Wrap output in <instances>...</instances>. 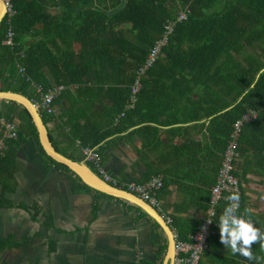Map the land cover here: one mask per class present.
<instances>
[{
	"label": "trees",
	"instance_id": "obj_1",
	"mask_svg": "<svg viewBox=\"0 0 264 264\" xmlns=\"http://www.w3.org/2000/svg\"><path fill=\"white\" fill-rule=\"evenodd\" d=\"M8 1L12 14L0 21V92L32 99L34 85L43 90L62 87L54 104L62 97L71 98L63 118L72 134L61 135L68 145L78 142L80 149H96L102 161L100 145L107 138L128 132L153 141L155 124L178 122L180 115L188 112L184 120H204V141L208 139L209 145L206 159L218 153L222 162L233 124L252 110L257 117L241 128L236 153L244 157L247 147L258 154L264 150V0ZM182 11L185 19L176 23L162 56L141 75L165 25L176 21ZM9 30L13 32L12 47L5 45ZM136 82L140 89L129 107ZM70 87L74 88L72 93ZM0 103V117L19 124L17 141L7 143L9 150L4 157L9 158V165L14 147L27 135L35 138L45 157L28 112L13 102ZM96 104L102 112L94 128L87 117L96 113ZM175 106L184 107L180 111L185 113ZM40 117L45 125L52 116ZM80 120L84 123L81 127ZM47 137L57 154L84 163L80 153L79 157L67 155ZM144 180L133 184L148 181ZM163 192L158 193V199ZM208 200L209 196L204 213ZM219 209L223 212L225 204ZM244 210L242 207L240 213ZM250 216L258 227L255 217ZM215 223L218 226L219 216ZM172 227L180 240L191 233L188 227ZM252 264H264V253Z\"/></svg>",
	"mask_w": 264,
	"mask_h": 264
},
{
	"label": "crops",
	"instance_id": "obj_2",
	"mask_svg": "<svg viewBox=\"0 0 264 264\" xmlns=\"http://www.w3.org/2000/svg\"><path fill=\"white\" fill-rule=\"evenodd\" d=\"M73 89L68 91L72 93ZM70 100L65 96L55 102L45 127L57 147L79 157L89 148L80 149L78 142L68 145L61 137L63 133L72 134L63 118ZM94 108L96 113L92 110L93 116L87 119L97 128L95 123L102 111L97 104ZM175 108L180 111L184 107ZM187 113L179 114L178 122L155 124L153 141L127 132L109 137L100 145L102 168L116 180L117 190L128 193L126 184L162 179L160 212L171 220V225H165L172 235L176 234L172 224L184 230L188 227V235L199 225L221 162L218 153L206 159L209 145L208 139L204 141V120H184ZM9 122L17 125L18 132V121ZM78 124L84 125L82 120ZM8 150L6 143L0 151V264H172L167 257L166 235L137 206L76 182L73 174L40 154L30 135L14 147L12 166L4 157ZM236 177L241 185L242 207L250 209L258 228L264 230V150L258 154L247 147ZM216 234L207 241L198 264H252L264 253L259 244H254L252 252L258 260H248L220 243L218 226Z\"/></svg>",
	"mask_w": 264,
	"mask_h": 264
},
{
	"label": "built area",
	"instance_id": "obj_3",
	"mask_svg": "<svg viewBox=\"0 0 264 264\" xmlns=\"http://www.w3.org/2000/svg\"><path fill=\"white\" fill-rule=\"evenodd\" d=\"M6 6V14H12L11 6L8 0H4ZM185 19V11L178 14L176 21H168L164 28L163 36L160 40L154 43L145 64L141 68L140 74L143 75L148 69H150L154 63L162 56V50L166 47L168 38L171 36L173 29L177 22ZM13 32L8 31L5 45L13 46ZM23 71L20 70L19 73ZM72 88V87H70ZM140 89V84L136 82L131 89V104L129 107H133L136 101V95ZM62 87H54L47 90H43L40 86H33V94L31 102L36 107L38 113L44 115H52L54 113V101L61 92ZM257 117L256 111H248L242 115V117L235 121L233 124V132L231 134L230 142L223 155V161L221 167L217 173L215 185L210 189L209 200L207 208L204 213V217L196 227L194 232L187 236V239L180 240L177 235L174 234V260L173 264H198L200 257L206 249L207 241L210 237L215 235V229L217 228L215 219L216 216L222 214L217 211L218 206L221 203L225 204V208L229 205L230 201L226 198L231 194H238L240 200L238 202L237 214L240 213L242 208V190L241 185L236 177L237 165L240 157L236 153L238 138L241 134V128L247 122L255 120ZM18 138L17 125L14 122H9L4 118H0V151L6 148V143L16 142ZM83 162L90 165L95 174L101 179L102 182L110 186H117L116 180L109 176L102 168L101 160L97 151L94 149H84L81 151ZM124 189L135 195L138 199L148 204L155 211L160 212V201L158 199V193L163 189V181L160 177H153L146 183L136 185L133 183L126 184ZM166 225H171V220L162 215Z\"/></svg>",
	"mask_w": 264,
	"mask_h": 264
},
{
	"label": "water",
	"instance_id": "obj_4",
	"mask_svg": "<svg viewBox=\"0 0 264 264\" xmlns=\"http://www.w3.org/2000/svg\"><path fill=\"white\" fill-rule=\"evenodd\" d=\"M5 13L6 6L4 0H0V21L3 20ZM0 101L16 103L28 112L31 117L32 123L37 131L38 144L42 152L48 159H50L55 164L65 167L71 174L78 178L80 183H82L87 188L103 195L126 200L132 203L133 205L137 206L139 209L142 210L143 213H145V215L153 219L163 231L164 235H166L168 248L167 257L170 258L173 264L175 240L170 228L165 225L164 219L162 218V215L159 212L155 211L148 204L144 203L143 201H140L133 195H130L124 191L117 190L114 186L105 184L101 181V179H99L95 172H92L85 165V163H74L57 154L48 141L46 127L41 120V115L37 112L36 107L31 102V99H28L27 97L19 93L0 92Z\"/></svg>",
	"mask_w": 264,
	"mask_h": 264
},
{
	"label": "clouds",
	"instance_id": "obj_5",
	"mask_svg": "<svg viewBox=\"0 0 264 264\" xmlns=\"http://www.w3.org/2000/svg\"><path fill=\"white\" fill-rule=\"evenodd\" d=\"M226 199L230 203L220 215L218 223L220 243L225 248H230L233 254H239L248 260H258L252 252V246L259 244L264 250V230L253 224L250 209L237 214L240 200L238 194H231Z\"/></svg>",
	"mask_w": 264,
	"mask_h": 264
},
{
	"label": "rangeland",
	"instance_id": "obj_6",
	"mask_svg": "<svg viewBox=\"0 0 264 264\" xmlns=\"http://www.w3.org/2000/svg\"><path fill=\"white\" fill-rule=\"evenodd\" d=\"M125 27H127V29L129 28V25H126ZM131 39V38H130Z\"/></svg>",
	"mask_w": 264,
	"mask_h": 264
}]
</instances>
